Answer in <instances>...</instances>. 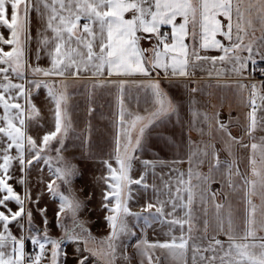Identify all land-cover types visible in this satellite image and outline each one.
Masks as SVG:
<instances>
[{
    "label": "snow or ice",
    "instance_id": "obj_1",
    "mask_svg": "<svg viewBox=\"0 0 264 264\" xmlns=\"http://www.w3.org/2000/svg\"><path fill=\"white\" fill-rule=\"evenodd\" d=\"M36 13L42 29L38 33L36 59L39 61L43 51L49 57L50 67L41 68L38 64L29 63V44L31 14ZM0 28L7 29L8 35L0 33V264H61L62 241L83 243L85 246L90 233L83 224L76 221V214L81 204L62 193L57 181L71 184L74 168L60 162L63 147V136L67 134L70 122L65 123L67 97L57 92L55 81L49 82L39 77H58L61 85L68 77L79 78L82 72L91 71L93 75L102 74L107 68L108 75L141 74L150 77L144 87L151 89L153 109L148 114L140 115L127 111L121 100L119 112L120 131L115 137V161L113 167L104 161L107 176L104 177L103 207L108 210L106 216L110 232L100 241L101 251L93 255L106 260V264H114L117 242L122 235H131L128 217H141L131 212L128 201L131 199V185H143L145 175L134 179L130 173L135 158V151L142 146L145 130L170 111L174 105L161 91L158 77H187L190 70L199 67L200 61L210 62L214 67L217 61L232 64V71L241 75L249 63L257 64V57L264 60V0H0ZM167 29V30H165ZM259 30L261 36L255 37ZM217 37H222L218 39ZM247 40V43L245 42ZM141 41H148L150 48H143ZM190 41V43H186ZM225 41L227 43H225ZM7 49V50H6ZM215 50L219 56L209 57L202 52ZM241 53H247L242 56ZM31 70L34 79L27 77ZM121 87H123L121 85ZM47 89V95L54 104V130L45 132L38 138L29 135V128L34 116L39 115L35 104L31 102L33 91ZM257 98L261 104H257ZM250 112L245 134L251 138L250 144L243 147L250 149L248 173L241 174L234 165H229L230 172L239 176L243 183L246 204L243 227L237 228L231 212L226 218L218 217L217 225L211 236L193 235L195 216L193 204L200 190L203 202L206 189L204 185L209 178L194 172V157L212 156L215 166L219 165L218 154L209 153L197 148L189 156V170L178 173L175 191L169 185L168 200L158 201V205L149 203L145 212L156 207V215L143 217L145 223L149 219L171 217L168 223L179 226L180 235L171 236L167 241L148 243L142 255L147 264H159V257L153 260L156 249L166 250L173 257L186 258L191 252V264H264V137L255 142L253 133L259 128L264 131V116L257 117V111L264 107V96L258 97L257 87L251 85ZM199 115V113H194ZM207 120V116L204 117ZM219 131L233 142L228 126L216 118ZM137 131L133 139V131ZM56 141L60 147L53 148ZM214 148V145L211 146ZM50 151L56 152L57 164H52L48 156ZM257 152L259 159H257ZM196 164L203 160L196 159ZM162 163V162H161ZM43 164L54 179L46 185L47 191L59 201L57 226L63 229L64 236L60 240L51 239L45 230L41 235L39 229L31 227L32 212L27 210V203L38 204L25 191L19 195L10 181L16 179L25 188L30 168ZM145 168H155V164L144 161ZM14 167H18L21 175H13ZM187 177V178H185ZM196 180L198 183H193ZM233 190L236 186L233 185ZM259 195L262 206L258 208L251 197ZM215 194H212L214 199ZM9 202L17 205V210L8 207ZM171 205L168 212L165 206ZM222 205L217 204L220 209ZM183 210V215L178 213ZM46 209H40L44 215ZM70 212L74 227L69 229L61 221V216ZM21 229L19 236L14 235L10 225ZM47 226V219H44ZM187 225V227H185ZM81 229L77 234L76 229ZM207 221H205V231ZM223 234L226 240L218 239ZM38 249L35 254L25 251L26 241ZM152 250L150 254L148 250ZM84 250H88L86 247ZM80 264H84L81 260ZM185 264L187 260L185 259Z\"/></svg>",
    "mask_w": 264,
    "mask_h": 264
},
{
    "label": "crops",
    "instance_id": "obj_2",
    "mask_svg": "<svg viewBox=\"0 0 264 264\" xmlns=\"http://www.w3.org/2000/svg\"><path fill=\"white\" fill-rule=\"evenodd\" d=\"M42 27L39 16L33 12L30 27L32 40L29 44L28 59L32 66L38 64L41 68L47 69L50 67L49 57L41 51L40 59L37 61L35 55L38 33ZM0 33L8 35L7 29L4 28H0ZM260 36L261 32L257 30L255 37L259 38ZM217 38L222 39V37ZM245 42L247 43V40ZM186 43H190V41H186ZM225 43L227 42L225 41ZM141 46L150 48L151 44L148 41H141ZM242 54L247 55V53ZM201 55L215 57L221 53L209 50L202 52ZM259 62L264 63V60L257 57V63ZM199 64L200 66L196 67L194 71L190 70V75L187 77L164 78L163 74L158 77L155 76V73L153 74L160 84L161 91L174 105L175 111H170L145 130L142 146L135 151L130 175L134 179L145 175L147 187L131 185L132 192L128 206L131 210H144L149 203L155 205L156 201L154 202L150 198L153 194L149 195V187L154 186V196L160 197V190L162 193L165 191L161 184L174 186L171 184L175 183L176 185L179 178L178 173L186 174L188 172L191 152L197 148L204 149L205 145H209L207 151L209 153L215 151L218 154L219 165L214 167L215 161L211 155L194 157L192 169L209 178V182L204 185L206 191L203 202L200 199V190L197 189L193 213L195 221L197 219L200 226L203 227L202 233L211 236L217 225L218 217L225 218L226 226L229 212H231L237 228L243 227L246 207L244 191L240 187L243 181L234 174V169L230 172L228 166L234 165V168H238L241 174L248 173L250 149L243 145L252 142L251 138L245 134L248 113L251 110L249 106L251 85H256L258 97L264 96V80L254 76L255 69L259 67L257 64L253 66L249 63L248 68L241 75H237L233 73L232 69L223 66H211L210 62L200 61ZM26 74L29 79L36 78L30 69ZM39 78L48 80L50 83L55 81L57 85L55 90L58 93L63 92L67 97L66 105L63 107L66 112L65 123L70 122V126L67 129V134L62 138L63 147L60 155L64 160L60 162V166H63L64 163L70 164L75 170L74 176L78 178H81L82 168L89 167L91 169L90 176L93 175L91 178L97 175L101 176L103 185L101 194H103L105 190L104 177L107 176V167L104 161H109L113 167L118 166L115 161V137L120 131V102L123 100L127 111L146 116L149 110H154L152 91L144 87L152 78L138 73L108 75L107 68L102 74L93 75L91 71H88L82 72L79 78L68 77L63 81L67 85L66 88L61 85L62 78ZM31 102L35 104L39 115L34 116L28 134L33 138H38L45 132L54 130V104L47 95V89L44 88L38 92L33 91ZM256 102L258 105L261 104L259 98ZM194 113H199V115H194ZM205 116H207V120L204 119ZM261 116H264V107L257 111V117ZM217 117L220 122L228 126L231 137L236 138L239 143L233 142L219 131L216 123ZM33 121H36L39 126L36 130L31 129ZM137 131L138 129L133 131V139H135ZM253 136L255 142L260 143L261 137H264V131L258 128ZM212 145L214 148L211 147ZM52 147L58 148L60 144L53 141ZM50 152L48 156L51 157L52 164L55 166L57 164L56 152ZM52 153L54 154L52 155ZM256 156L259 159L258 152ZM196 159L203 160V163L197 165ZM144 161L154 163L155 168L146 169ZM13 175L16 178L20 177L21 173L18 167H14ZM39 178L44 181L54 179L47 167L39 164L28 171L26 188L16 179L10 183L19 195L23 197L27 191L32 200H35L37 195L34 193L36 189L33 188V184L35 181L37 183ZM59 182L57 181V183ZM192 182L196 183L197 181L193 180ZM233 185L236 186L235 191ZM46 189L41 190L42 193ZM213 193L215 194L214 199L212 198ZM44 194L46 195V193ZM40 199L46 200L47 197L41 194ZM251 199L258 208L262 206L259 195L253 196ZM27 204L25 205L26 209L31 211ZM217 204L223 207L217 209ZM8 207L12 211L17 210V205L14 202H9ZM205 221H207L206 231ZM10 229L14 235L19 236L21 233V229L15 222L10 225ZM194 230L197 231V229ZM258 235H264V232H260ZM217 238L226 240L223 234L218 235ZM27 245L32 246L30 240L25 243V251Z\"/></svg>",
    "mask_w": 264,
    "mask_h": 264
},
{
    "label": "rangeland",
    "instance_id": "obj_3",
    "mask_svg": "<svg viewBox=\"0 0 264 264\" xmlns=\"http://www.w3.org/2000/svg\"><path fill=\"white\" fill-rule=\"evenodd\" d=\"M241 55L244 56L242 53ZM216 65L232 69V64L228 62L221 63L220 61H217ZM38 127L37 122L33 121L31 129L36 130ZM53 154L54 153H52V155ZM90 170L89 167H83L81 178L73 175L71 177L70 185L64 184L61 181L57 183L60 185L59 190L62 193L67 195L70 199H75L80 202L81 207L76 214V221L83 224L84 228L87 229V233H90V238L88 239L86 246L83 243L76 244L71 241H62L60 255L61 264H80L81 260L84 261V264H106L105 259H101L92 254L93 252L101 251L100 241L108 236L110 229L106 221V216L109 213L108 210L103 207V194H101L103 185L101 176L97 175L91 178L93 175L90 176ZM40 179L41 178L38 179L37 183L35 181L33 184V188L36 189L34 193L37 195L39 203L27 204L32 212L33 222L31 227L33 229H39L41 235L46 230L51 239L60 240L61 237L64 236V231L57 226L59 201L58 199H54L46 189L47 182H49L50 179L45 181L42 179L41 181ZM196 183H198V181ZM171 185H174L170 186L171 189L176 187L175 183H172ZM161 187L165 189V191L162 193L160 190V197L154 196V186L149 187V195L153 194L150 198L154 202L156 201L155 205H158V201H167L169 198L167 191L168 187H166L164 183L161 184ZM45 189L46 191L42 193ZM172 191L174 192L175 190ZM44 193H46V195ZM41 194L46 196L47 199H40ZM42 207H44L43 209H46V212L49 213L45 212L44 215H41L40 209H42ZM170 208L171 205H166L164 209L165 212H168ZM131 212L139 214L141 218L137 219L136 216L128 217L129 227L132 229L133 234L122 235L120 237L117 242L116 259L114 260V264H147V259L142 255L145 246L141 244V247L138 249L136 247L137 244L141 241H147L148 243H154L157 241L163 242L171 239V236L173 235H180L179 226H173L168 223V220H170L171 217H160L155 220L149 219L147 223H145L143 217H147L150 214L156 215V207H153V209L150 210V213L145 212L143 209L131 210ZM178 215L182 216L183 210H181ZM45 218L47 219V226L44 224ZM60 219L67 228L72 229L74 227L73 217L70 212H66ZM200 225L201 224L198 223L196 219L194 229H197V231L194 230L193 235H205L204 232L202 233L203 227ZM185 227H187V225H185ZM76 233L87 236L86 233H81V229L79 228L76 229ZM85 247L88 250H84ZM148 251L150 254L152 253V250L149 249ZM36 252H38L37 248L27 245L26 253L31 255ZM156 257L160 258L159 264H185V259L187 260V264H191V252L187 254L186 258H180L169 255L166 250L156 249L153 255L154 261ZM217 264H219L218 261Z\"/></svg>",
    "mask_w": 264,
    "mask_h": 264
},
{
    "label": "built area",
    "instance_id": "obj_4",
    "mask_svg": "<svg viewBox=\"0 0 264 264\" xmlns=\"http://www.w3.org/2000/svg\"><path fill=\"white\" fill-rule=\"evenodd\" d=\"M254 76L257 79L264 80V68L263 67L257 68L254 72Z\"/></svg>",
    "mask_w": 264,
    "mask_h": 264
},
{
    "label": "trees",
    "instance_id": "obj_5",
    "mask_svg": "<svg viewBox=\"0 0 264 264\" xmlns=\"http://www.w3.org/2000/svg\"><path fill=\"white\" fill-rule=\"evenodd\" d=\"M257 66H259V67H264V63L259 62V63H257Z\"/></svg>",
    "mask_w": 264,
    "mask_h": 264
}]
</instances>
